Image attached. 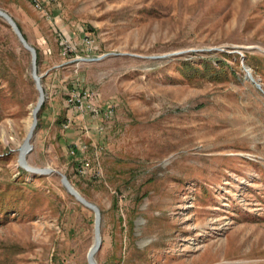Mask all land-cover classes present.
I'll use <instances>...</instances> for the list:
<instances>
[{"label": "rangeland", "instance_id": "1", "mask_svg": "<svg viewBox=\"0 0 264 264\" xmlns=\"http://www.w3.org/2000/svg\"><path fill=\"white\" fill-rule=\"evenodd\" d=\"M0 8L40 51L47 98L29 162L99 206L98 264H264V0ZM82 88L115 114L75 113L65 129ZM38 97L31 55L0 17V264H89L94 213L59 174L18 164ZM85 127L88 149L72 153Z\"/></svg>", "mask_w": 264, "mask_h": 264}, {"label": "water", "instance_id": "2", "mask_svg": "<svg viewBox=\"0 0 264 264\" xmlns=\"http://www.w3.org/2000/svg\"><path fill=\"white\" fill-rule=\"evenodd\" d=\"M0 17L4 19L12 28L13 32L17 36L21 45L29 51L31 55V69L32 76L36 82L37 90L39 92V97L37 103L32 111L33 121L31 123L30 129L26 134V137L19 148L18 164L21 168L34 175H50L59 174L61 176V181L67 192L72 195L78 202H80L84 207L91 210L94 213V228H95V240L88 252V263L98 264L97 254L102 247L103 237H102V212L97 204L88 200L84 195L80 193L78 189L72 184L68 176L61 173L57 169L51 166L39 167L32 165L29 162L28 156L34 148L33 139L35 136L36 129L39 124V113L41 112L47 94L42 83V75L39 74V63H38V50L33 46L28 39L25 37L23 31L21 30L19 24L13 18V16L7 11L0 8Z\"/></svg>", "mask_w": 264, "mask_h": 264}, {"label": "built area", "instance_id": "3", "mask_svg": "<svg viewBox=\"0 0 264 264\" xmlns=\"http://www.w3.org/2000/svg\"><path fill=\"white\" fill-rule=\"evenodd\" d=\"M57 2L58 0H38V5L41 6V11H44V15H49L50 12L54 14V12L52 11V7ZM82 44L87 46L89 50L93 47V39L89 36H85L82 39ZM67 48L68 45H66L65 49V51H67L68 53L70 50H67ZM69 48L71 49L70 44ZM66 102L67 107L71 111V114L67 116V123H65L64 126L65 129H69L71 127L72 123L76 119V117L74 116L75 113L81 114V116H79L81 120L85 119V117L87 116L86 114L89 113L88 115H92L94 118L102 119L104 121L111 120L115 114V106L113 104H108L106 107H103L102 104H100L99 94L86 88L69 92L66 98ZM88 132V127H85V131H83V134L73 142V145L71 147L72 153H83L87 151L88 146L84 139V133ZM80 166L82 167L83 171L89 173V170L91 169V161L88 159H83Z\"/></svg>", "mask_w": 264, "mask_h": 264}, {"label": "trees", "instance_id": "4", "mask_svg": "<svg viewBox=\"0 0 264 264\" xmlns=\"http://www.w3.org/2000/svg\"><path fill=\"white\" fill-rule=\"evenodd\" d=\"M21 28V27H20ZM22 30V29H21ZM25 35V34H24ZM26 37V36H25ZM27 38V37H26ZM38 50V63H40V51H39V49H37ZM44 107V106H43ZM43 109V108H42ZM65 120V119H64ZM75 121V120H74ZM77 122V121H76ZM74 124H75V122H73ZM73 124V125H74ZM70 129V128H69ZM23 169V168H22ZM24 170V169H23ZM72 196V195H71Z\"/></svg>", "mask_w": 264, "mask_h": 264}, {"label": "bare ground", "instance_id": "5", "mask_svg": "<svg viewBox=\"0 0 264 264\" xmlns=\"http://www.w3.org/2000/svg\"><path fill=\"white\" fill-rule=\"evenodd\" d=\"M38 9L41 11V6L38 5ZM32 121H33V115H32V118H31V120H30V126H31ZM30 126H29V129H30ZM28 131H29V130H28Z\"/></svg>", "mask_w": 264, "mask_h": 264}]
</instances>
